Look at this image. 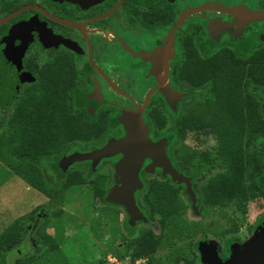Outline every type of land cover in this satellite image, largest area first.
<instances>
[{
  "label": "flooded vegetation",
  "instance_id": "1",
  "mask_svg": "<svg viewBox=\"0 0 264 264\" xmlns=\"http://www.w3.org/2000/svg\"><path fill=\"white\" fill-rule=\"evenodd\" d=\"M262 11L264 0H0V21L11 16L8 22L0 25V102L7 109L14 107L25 90L36 83L40 71L57 62L67 65L74 74L77 108L90 114L97 115L107 107L120 111V116L124 111H135L136 106H143L146 97L154 91L143 112L144 121L151 128L150 138L153 142L165 139L148 122L149 112L153 116L167 117L174 135L168 157L177 172L190 179L192 194L185 184L164 176L160 169H153L151 162L146 161L140 173L143 189L134 194L143 219H134L125 205L108 198L110 213L118 214L117 220L112 218L120 230L118 237L124 235L135 240L144 230H152L157 236L163 234L159 248L165 245L167 230L163 231L159 223L147 215L145 184L153 180L168 182L173 191L171 206L176 207L179 198L185 207L181 217L177 214L168 217L170 237L174 240L169 246L185 245L187 249L185 253L171 254L180 257L179 264H227L233 256L232 247L237 245L239 251L242 246L233 240L228 246V255H224L225 223L227 219L229 224L234 221L226 215L230 205L206 210L200 197L203 185L224 173L225 165L220 153L216 156L218 146L208 144V135L204 134L208 141L200 143L192 130H181L196 100V97H188L192 84L183 73L192 71L194 55L215 54L221 47L235 55H249L259 39L264 38V21L255 22L251 14ZM17 56H22L23 73L32 79L22 81L13 73L12 61ZM133 81L139 82L142 98L136 97ZM162 83L186 95L175 100L174 108L158 90ZM205 91L203 87L194 94H205ZM119 99H122L121 104ZM109 126L114 135L111 139L125 136L123 127L115 126L113 119ZM205 157L208 163L202 164L204 173L197 175L194 160L200 163ZM121 158L105 159L97 166L92 161L79 162L69 168L88 164L93 170H101L112 163L115 177L106 175L115 181L116 189L119 185L116 166ZM147 169L156 171L157 176L146 180L143 172ZM119 207L124 208L127 215ZM158 215L155 214L156 218ZM113 223L111 228L115 226ZM124 223L136 232H125ZM120 241L116 242L118 246L126 245ZM159 252L160 249L157 254ZM162 257L156 258L159 264H165ZM146 263L143 259L135 264Z\"/></svg>",
  "mask_w": 264,
  "mask_h": 264
},
{
  "label": "trees",
  "instance_id": "2",
  "mask_svg": "<svg viewBox=\"0 0 264 264\" xmlns=\"http://www.w3.org/2000/svg\"><path fill=\"white\" fill-rule=\"evenodd\" d=\"M257 44L246 56L235 55L223 47L218 49V53L208 56L194 55L192 71L183 73L192 84L193 92L188 97H196V100L188 119L182 122L181 130H192L200 143L213 138L218 146L216 156L220 153L225 165L224 173L203 185L200 197L206 210L208 207L235 204L244 215L248 204L260 203L264 213V98L259 94L264 90V38ZM69 69L57 62L40 71L36 83L25 90L6 118V129L0 132V163L29 188L46 195L51 207H59L52 217L47 216L36 224L37 251L19 257L15 264H38L40 254L62 250L64 243L60 242L65 238L60 234H66L67 228L60 222H51L63 218L62 208L74 187H89L94 200L107 193L110 180L106 174L97 173L87 179L83 173L67 167L66 157L59 162L53 161L54 156L74 147L80 146L81 151L87 152L104 146L114 137L109 121L113 119L115 126L120 125V111L110 107L101 109L97 115L77 108L75 78ZM203 87L205 94H194L195 90ZM5 109L7 106L0 102V115H4ZM148 118L155 132L167 140L166 151L170 154L174 135L168 131V118L162 114L153 116L152 112ZM204 134L208 135V140ZM73 151L75 153L77 149ZM207 160L205 157L199 160L200 163H194L198 168L197 175L204 173L202 164ZM66 170L64 181L56 189L48 190L46 177ZM145 188L147 215L157 221L163 231L167 230V235L171 232L168 217L175 214L181 217L185 210L183 201L177 198V206H171L173 191L168 182L153 180L145 184ZM99 212L101 220L97 224L104 225L94 226L93 235L104 246L115 245L114 249L110 247L109 253L118 262L135 264L146 259V264H159L154 257L160 249L163 234L157 236L152 230H144L135 240L124 235L118 237L120 230L112 222L113 217L118 219V214H111L108 208ZM155 214H159L158 218ZM112 223L115 228H111ZM30 224L29 214L27 219L21 218L0 232V264H7L5 255L10 252L16 253L17 257L27 252L24 241ZM230 224L232 226L227 233L237 234V222ZM49 227L54 229L55 237L49 234ZM116 238L126 245L118 246ZM171 257L174 258L173 264L180 263L179 256L171 254ZM101 264L108 263L103 259Z\"/></svg>",
  "mask_w": 264,
  "mask_h": 264
},
{
  "label": "rangeland",
  "instance_id": "3",
  "mask_svg": "<svg viewBox=\"0 0 264 264\" xmlns=\"http://www.w3.org/2000/svg\"><path fill=\"white\" fill-rule=\"evenodd\" d=\"M90 75L91 74H89V76ZM138 83L133 81V85H135L137 91V93L135 92V95L136 97L142 98V89ZM126 91L133 94L129 89H126ZM259 94L264 98V90H260ZM121 101L122 99H119V104H121ZM12 108L13 106L6 109L4 115H0V132L6 129V118L9 116ZM102 110H105V108H102ZM169 130L170 127H168V131ZM208 139L210 140L208 144L213 146V138L209 137ZM77 145L78 144H75V146ZM74 149H77V152H79V150L81 151L80 146L74 147L60 155L54 156L53 161L59 162L70 153H73ZM195 162L196 160H194V163ZM73 169L83 173L87 179L94 177L97 173H108L109 176L113 178L115 177V169L112 163L104 166L101 170H93L88 164L76 165ZM155 172L156 171H151L149 169L145 170L143 172L145 179L148 180L157 176ZM66 174L67 171H58L53 176H47L48 190L56 189L58 185L64 181ZM115 186V181L110 180L106 187V195L98 200L93 199L92 191L89 187L76 186L68 193V201L62 208L64 210L63 218L61 221L60 219H57L56 221L51 222L53 224L60 222L62 226L67 228L66 234H60L65 238V240L60 242L64 243V246L62 250L60 248L58 251H47V254H40L39 259L41 258V261L38 262V264H101L103 259H105L108 264H129L127 261H124L123 263L118 262V259L109 253V250H111V248L114 249L115 245L111 244L109 247L104 246L93 235V231L95 230L93 229L94 226H96L95 228H98V226L104 225L101 223L97 224V221L101 220V212L99 211L102 208H108L111 206L108 196ZM51 204L52 203L46 195H42L36 190L29 188L21 179L16 177L15 174L0 163V232L13 222L21 218L27 219L29 214L31 216V224L28 226L26 233L27 238L24 241L27 252L18 255V257L14 252L6 254L5 261L7 264H15V261L19 257H25L37 251L36 241L38 240V237L35 235L36 224H40L47 216L52 217L54 211L59 209L57 206L51 207ZM119 209L123 214L127 215L124 208L119 207ZM226 215L227 218H232L237 222L238 231L237 234H226V240L223 246L225 256L228 255V246L233 240L240 244L242 243L241 250L251 246L258 237L260 229L264 225V213L260 203L248 204L244 215L235 207V204H230V207L226 209ZM227 220L225 223L226 231L232 226ZM177 222L181 221L177 220ZM125 223L123 226L125 232L128 234L136 232V230L131 231L128 229ZM151 228L156 229L157 227L152 226ZM48 229L49 234L55 237L56 234L54 233V229H52V227H49ZM164 242L165 245L160 247V252L157 254L156 258L163 256L165 264H173L174 258H170L172 252H187L185 245H175L173 248L169 246L170 243L174 242L173 238L170 237V233L165 235Z\"/></svg>",
  "mask_w": 264,
  "mask_h": 264
},
{
  "label": "water",
  "instance_id": "4",
  "mask_svg": "<svg viewBox=\"0 0 264 264\" xmlns=\"http://www.w3.org/2000/svg\"><path fill=\"white\" fill-rule=\"evenodd\" d=\"M251 16L255 22L264 21V11L252 13ZM10 19L11 16L0 21V25L8 22ZM65 24L74 26L71 23ZM244 27L246 28L247 25ZM211 37L215 39L213 36ZM21 58L22 56H17V58L12 61L15 66L13 73L19 77V79H22V81H25V79L30 80L32 79L31 76L22 71ZM165 79H167L166 75ZM158 90L165 96L167 103L173 108L176 99L179 100L186 96L168 86H164V83H162ZM153 92H150L146 97L143 106H136L135 111L127 110L119 116L118 122L125 132L123 138L111 139L102 148L92 152H77L66 157V162L68 163L67 167H69L75 163L88 161H92L94 165H97L102 160L122 156L116 166L119 176V185L112 191L109 200L114 203L125 205L129 213L137 219H143V216L137 208L134 194L136 191H141L143 189L140 173L146 161L151 162L150 166L153 169H160L164 176H169L185 184L192 194L190 179L181 176L171 164L166 151L168 146L167 140L161 139L158 142H153L150 138L151 128L145 123L143 112L146 110ZM232 249L233 256L227 264H264V225L251 246L237 251V245H234Z\"/></svg>",
  "mask_w": 264,
  "mask_h": 264
}]
</instances>
